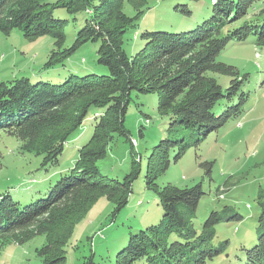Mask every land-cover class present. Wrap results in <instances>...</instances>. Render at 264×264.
Returning a JSON list of instances; mask_svg holds the SVG:
<instances>
[{"label":"trees","instance_id":"obj_1","mask_svg":"<svg viewBox=\"0 0 264 264\" xmlns=\"http://www.w3.org/2000/svg\"><path fill=\"white\" fill-rule=\"evenodd\" d=\"M212 3L211 16L194 29L145 30L140 35L144 45L129 53L125 37L134 32L138 38L146 0H0L1 32L18 29L28 40L54 37L56 48L45 67L70 58L86 43L100 42L95 63L101 72L72 73L61 81L30 77L0 81V130L16 137L24 149L42 148L37 155L43 156L46 170L59 163L69 138L88 118L94 124L74 165L54 183L31 194L0 193V241L24 243L45 235L46 243L39 250L41 264H66V245L75 225L100 197L115 202L114 214L128 203L132 177L121 181L105 175L98 162L116 136L130 139L125 122L133 91L157 93L161 114L184 127H195L199 141L244 112L246 95L239 91L247 75L217 58L230 42L249 37L264 49V0ZM128 6L133 15L128 14ZM58 10L79 27L73 45L65 49L68 19L58 16ZM214 73L233 76L229 87L224 90ZM237 96L240 100L234 104ZM132 144L137 146L134 139ZM189 146L184 140H164L158 148L178 147L175 160H179ZM167 163L166 167L168 159ZM201 166L211 174L212 162L202 161ZM147 184L157 191L162 218L133 233L115 264H213L226 249L214 239L220 214L212 212L199 231L186 215L198 208L205 195L202 184L159 187L151 175ZM262 224L257 243L240 247L243 264H264Z\"/></svg>","mask_w":264,"mask_h":264},{"label":"rangeland","instance_id":"obj_2","mask_svg":"<svg viewBox=\"0 0 264 264\" xmlns=\"http://www.w3.org/2000/svg\"><path fill=\"white\" fill-rule=\"evenodd\" d=\"M146 1V11L136 31L138 38L134 32L125 37L129 53L144 45L140 35L145 30L194 29L212 14V0ZM127 12L135 13L130 6ZM56 14L68 19L65 49L73 45L79 27L64 10ZM99 45L100 42L86 43L70 58L45 67L56 48L52 35L28 40L18 29L9 34L0 31V81L21 77L61 81L72 73L95 72L99 70L95 63ZM217 60L235 66L242 76L247 75L239 91L246 95L244 112L199 141L195 127H184L161 114L157 93L133 91L125 122L130 139L116 136L107 155L98 162L105 175L121 181L127 175L132 177L129 201L114 214L115 202L100 197L75 225L66 245V264H115L118 252L133 233L160 221L163 211L156 189L147 184L149 175L159 187L201 183L205 195L194 212H186L188 219L199 231L210 214L218 212L222 220L215 225L214 239L226 249L212 263L243 264L239 260L244 253L240 247L251 248L257 243L264 222V49L249 37L230 42ZM213 76L224 90L233 78L220 73ZM239 100L237 96L234 104ZM93 125L88 118L69 138L59 163L49 170L42 165L43 156L37 155L42 148L24 149L16 137L0 130V193L31 194L37 187L45 189L49 182L54 183L61 172L74 165L79 150L93 134ZM164 140H184L190 146L183 157L175 160L178 147L158 148ZM165 152H169L167 156ZM202 161L212 162L211 174L201 166ZM45 243V235L24 243L14 239L0 241V264H41L39 250Z\"/></svg>","mask_w":264,"mask_h":264}]
</instances>
